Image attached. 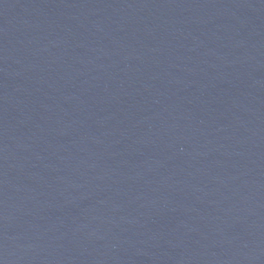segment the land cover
<instances>
[{
  "label": "water",
  "instance_id": "water-1",
  "mask_svg": "<svg viewBox=\"0 0 264 264\" xmlns=\"http://www.w3.org/2000/svg\"><path fill=\"white\" fill-rule=\"evenodd\" d=\"M0 264H264V0H0Z\"/></svg>",
  "mask_w": 264,
  "mask_h": 264
}]
</instances>
